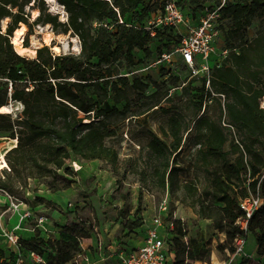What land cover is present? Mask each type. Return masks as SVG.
Wrapping results in <instances>:
<instances>
[{
    "label": "trees",
    "instance_id": "16d2710c",
    "mask_svg": "<svg viewBox=\"0 0 264 264\" xmlns=\"http://www.w3.org/2000/svg\"><path fill=\"white\" fill-rule=\"evenodd\" d=\"M55 1L63 8L65 21L50 13L45 0H0V107L9 101L23 106L17 119L0 113V137L4 134L16 140V146L5 154L10 171L0 176V189L21 197L30 212L38 206L61 212L43 196L26 199L23 190L28 181L47 179L51 193L69 189L76 175L66 167L69 157L100 161L117 173L119 155L107 141L125 121H145L159 112L164 119L157 132L146 130L145 142L138 144L140 158L152 165L149 174L139 173L138 203L143 189L164 193L171 188L180 170V154L189 145L197 148L190 161L207 174L210 189L192 207L199 218L211 222L225 236L224 247L231 245L243 234L235 225L243 217L239 199L259 193L264 196V107L260 105L264 98V28L253 40L247 38L252 23L264 19V0L226 1L219 10L217 39L229 55L219 62L212 57L219 66L213 63L208 76L189 73L174 86L179 92L173 95L158 88L147 95L153 82L140 72L147 68L145 59L157 62L162 54L178 47L181 35L174 27L157 26L151 36L148 23L153 15L163 12L167 1H172L190 24L196 25L219 0ZM27 9L37 11L31 22ZM21 24L27 28L25 48L34 26H49L55 35L76 37L79 53L55 54L50 46L42 45L31 58L19 55L11 37ZM138 53L140 59H136ZM124 65L127 69L123 73ZM157 69L169 70L164 64ZM208 94L213 95V103L203 107ZM162 103L171 105L165 108ZM223 114L236 131L229 150L225 146L230 136L220 125ZM186 188L194 192L191 185ZM260 206L248 220L246 233L252 231L251 222L257 213L264 212V203ZM162 220L160 236L170 264L200 261L202 257L193 251L184 223L173 217L172 209L167 207ZM122 226L128 233H136L143 223L138 218ZM30 228L29 237L18 236L16 249L0 248V264H16L18 260L35 264L30 253L38 254L43 264H78L75 258L82 253L81 242L94 232L90 223L69 212L54 231L56 237L48 229L44 232L36 220ZM251 237L258 242L257 235ZM257 254L264 261V248ZM248 263L241 256L234 264Z\"/></svg>",
    "mask_w": 264,
    "mask_h": 264
},
{
    "label": "rangeland",
    "instance_id": "374dc122",
    "mask_svg": "<svg viewBox=\"0 0 264 264\" xmlns=\"http://www.w3.org/2000/svg\"><path fill=\"white\" fill-rule=\"evenodd\" d=\"M45 3L50 13L57 15L60 21L66 20V14L63 8L56 1L45 0ZM27 12L30 14L31 22L36 17L37 11L27 9ZM185 19L189 24L190 21L186 17ZM6 23L7 20L2 23L3 29ZM19 28L22 29L21 45L24 46L27 28L22 24L19 25ZM263 28L264 19L255 20L247 29V38L250 41L253 40L259 36L257 33ZM176 32L179 35H185L186 29L182 25L176 29ZM262 32H264V29ZM47 37H49L48 45L45 43ZM27 42L28 47L21 53L12 44L14 51L19 55L31 58L35 54V49L42 45L50 46L52 52L55 54H78L80 50L76 37L69 34L55 35L49 26H34L32 35L28 37ZM54 47H57L58 50L55 51ZM175 49H172L170 52H173ZM222 51L228 50L222 48V41L216 38L215 55L213 58L217 60L215 61L211 58L209 62L210 66L217 61L219 62ZM140 57L141 55L139 53L136 54V59H140ZM144 61L147 68L143 69L140 74L148 75L153 82L146 92L147 95L151 94L157 88L162 92L168 91L172 95L178 93L179 91L174 86L180 84L184 79H187L189 73L192 75L189 69H184L183 63L177 53H174L168 61L164 60L158 63L153 62L152 58L145 59ZM159 64H164L169 70H165L164 72L158 71L157 67ZM126 69L124 65L121 67L120 72L124 73ZM175 77L178 78L177 81H174ZM212 97V94L205 96L203 107L205 105L207 107L212 105ZM9 103L14 107L15 104L13 102ZM174 103L175 107H180L178 99L175 98ZM170 105L168 103L161 104L165 108H168ZM260 105H264V98L261 99ZM163 119L164 115L158 112L150 115L145 121H125L121 130L107 141L109 145H112L117 150L119 155L117 173L112 172L110 167L103 162H84L69 157L66 161V167H69L76 173L74 182L69 189L51 193L47 190V179L29 180L27 187L23 190V196L29 200L33 199L35 195L43 196L58 205L61 208V212L49 207L38 206L31 212L30 219L27 222L21 223L20 227L29 229L36 219L43 217L45 221L43 223L44 227L50 233H53L52 237H56L57 234L54 231H58L59 226L65 222V214L69 212L72 217L90 223L94 230L93 234L97 232L103 235V237L112 235L113 239L121 245L129 242V245L128 243L127 245L131 248L134 246L129 240H135L136 237L141 235V231L138 233H128L123 229V223L128 220L132 221L140 218L143 225H149L154 216L158 214L161 200L166 198L168 210L172 209L173 217L180 219L184 223L187 237L190 240L193 251L202 257L200 261H188V264L238 263L241 256L234 255L233 243L224 247L223 245L226 243L225 236L215 230L211 222L199 218L195 209L192 207L197 198L210 189L207 174L199 164L190 161V159H194L197 148L189 145L180 154L178 158L180 170L174 178V183L171 188L167 187L164 193L155 191L147 192L143 189L141 201L138 203V194L141 189L139 173L144 171L149 174L152 169L150 163L140 158L138 144L145 142L144 133L146 130L157 132V126L163 122ZM1 136L3 137L0 138H7L4 137V134H1ZM231 141L232 138L228 137L225 150H229ZM3 142L0 140V148L3 147ZM74 164H77L80 169L76 170ZM190 185L194 188V192L187 190L186 187ZM259 197L262 205L264 203V196L259 193ZM15 205H19L18 211L13 208ZM24 209H28V205L21 197L11 195V198H8L0 189L1 249H6V251L9 249L6 238L2 236V230L6 232L12 231V227L18 222L19 211ZM251 226L252 231H248L244 235V258L249 260L248 264H264V261L260 260L257 256V252L264 248V212L257 213L251 222ZM20 235L23 237L28 236L22 235V233ZM252 235L258 236L257 243L255 238L251 237ZM125 250L127 251V249Z\"/></svg>",
    "mask_w": 264,
    "mask_h": 264
},
{
    "label": "built area",
    "instance_id": "2783aa9c",
    "mask_svg": "<svg viewBox=\"0 0 264 264\" xmlns=\"http://www.w3.org/2000/svg\"><path fill=\"white\" fill-rule=\"evenodd\" d=\"M227 0H219L218 5L212 10H206L205 13L199 17L196 25L188 24L184 15L176 4L172 1H167L164 5V10L161 13L153 15V19L149 21V27L146 29L149 35H154V27L157 26H167L174 27L177 29L180 26H184L186 29L185 35H181V40L179 46L170 53H164L161 55V59L157 62H162L167 60L174 54L177 53L182 61V63L192 72V76H198L199 74L203 76H208L210 71V59L215 55V41L218 37V23H219V10L224 6ZM235 51V49H234ZM229 54V51H222L221 58L219 61L224 60ZM219 66V64H217ZM216 65V66H217ZM217 66V67H218ZM208 87V82L206 83V88ZM11 86H8V94L10 95ZM13 102L14 107L9 103L8 105L12 107V110L7 113L11 116V119H17L20 116L23 106L19 102ZM264 107V105H261ZM221 127L230 136L235 138L236 131L235 128L230 125L225 117L222 115L220 120ZM4 138H0L2 140ZM6 140L10 143V146H3L0 148V176L9 172V167L5 161V154L12 148L16 146L15 139ZM4 194L11 198V195L6 191L1 189ZM261 200L259 195L247 196L245 198L239 199L238 206L243 213V217L236 220L235 225L238 229L245 234L247 230V222L251 218L252 214L260 207ZM18 206L15 205L13 208L18 211ZM167 200L163 198L159 204L158 214L154 216L151 223L145 227V234L143 238V244L132 251L120 253L118 256L120 264H170V257L166 255L164 250V241L160 236V229L163 226L162 217L167 211ZM31 212L28 209L19 211L18 224L12 231L2 230V236L6 238L9 247L17 248L18 246V235L16 232L20 230V224L25 222L30 218ZM37 225L46 232L47 229L44 227V219L40 217L36 219ZM171 228V226H170ZM32 231V229H31ZM243 234L237 235L233 240L234 255L245 256L244 245L245 238ZM30 260L35 264H43V259L35 253L29 254ZM76 261L79 264L80 261L87 262L86 257L81 254L76 256ZM16 264H21V260H18ZM217 264H225L223 262Z\"/></svg>",
    "mask_w": 264,
    "mask_h": 264
},
{
    "label": "crops",
    "instance_id": "0c3cea01",
    "mask_svg": "<svg viewBox=\"0 0 264 264\" xmlns=\"http://www.w3.org/2000/svg\"><path fill=\"white\" fill-rule=\"evenodd\" d=\"M17 224L18 222L16 223V225L12 227V230L17 226ZM146 226L148 225L144 224L142 226V229L139 230L141 231L140 236L136 237L135 240H129L134 246L131 248L128 247L129 242H126L125 244L121 245L120 243H117V241L113 239L112 235L103 237V235L95 232V234H93L92 236L82 240L81 242L82 255L86 257L87 262L80 261L79 264H120L118 259L120 253H125L135 250L143 244V238H144ZM139 231H137V233ZM20 233H22V235H28L27 237H29L31 235V228L23 229L21 227L20 230L16 232V234L19 236ZM125 249H127V251Z\"/></svg>",
    "mask_w": 264,
    "mask_h": 264
},
{
    "label": "bare ground",
    "instance_id": "6f19581e",
    "mask_svg": "<svg viewBox=\"0 0 264 264\" xmlns=\"http://www.w3.org/2000/svg\"><path fill=\"white\" fill-rule=\"evenodd\" d=\"M50 1H54L55 0H50ZM36 16V15H35ZM21 36H22V29L21 28H18L14 31L13 33V36L11 37V42L12 44L15 46V48L17 49V51L19 53L23 52L26 50V48L24 46L21 45ZM49 41V37H47L45 43L46 45H48ZM54 50L57 51L58 48L57 47H54ZM11 111V107L6 105V106H1L0 107V113H9ZM2 141H4V145L3 146H7L9 147L10 146V143L6 140V139H2ZM74 167L76 168V170H79V166L77 164H74Z\"/></svg>",
    "mask_w": 264,
    "mask_h": 264
}]
</instances>
